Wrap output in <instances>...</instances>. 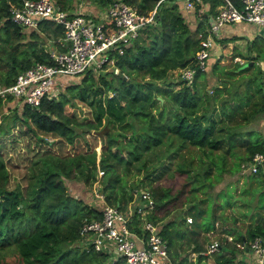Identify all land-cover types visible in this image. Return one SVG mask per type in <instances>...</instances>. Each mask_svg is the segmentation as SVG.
<instances>
[{
    "label": "trees",
    "instance_id": "obj_1",
    "mask_svg": "<svg viewBox=\"0 0 264 264\" xmlns=\"http://www.w3.org/2000/svg\"><path fill=\"white\" fill-rule=\"evenodd\" d=\"M21 1L0 0V87L10 84L18 72L35 61H52L45 47L47 39L57 49L63 48L56 40L63 36L60 24L44 18L32 28L12 20L10 6ZM56 1L66 6L67 0ZM124 1L136 6L139 12L148 13L154 7L156 11L153 20L142 28L141 40L138 36L122 53L110 54L115 56L110 69L98 73L87 71L79 81L64 83L58 96L44 97L38 106L20 101L17 108L10 95H0V109L5 106L7 110L0 118V264H127L123 257L113 258L105 249L81 245L79 230L83 220L100 218L101 210L73 193L68 182L75 179L92 185L97 181L106 201L123 210L128 206L136 210V204L141 202L137 201L140 198L137 194L142 190L135 191L136 185L124 180V172H129L137 162V169H145L147 182L143 185L150 188L154 202L146 213L147 218L157 223L158 231L168 242L170 257L188 264L193 260L191 254L179 256L175 250L193 241L191 250L201 259L208 236L200 240L195 233L199 228L213 229L217 216L213 209L212 220L201 222L207 212L206 204L202 203H207L209 198L203 196L190 201L184 211H178L177 219L172 217L176 202L184 191L188 193L183 186L190 184L186 199L194 198L196 191L207 193L220 180H213V170H227V155H236V170L255 152L264 153V135L247 126L264 117L260 33L248 39L247 54L239 53L245 57L243 61H234L228 68L218 55L209 61L211 66L207 69L216 39L224 43L229 36L231 39L243 36L233 35L225 27L250 22H232L223 27L210 47L207 67L197 68L191 82L181 76L171 80L174 69L194 65L200 42L198 33L205 29L209 16L216 12L221 1L204 0L209 3L206 11L200 10V3L196 4L194 24L182 13L177 0ZM96 2L105 6L110 0ZM210 77H213L211 83ZM76 100L86 103L91 115L82 114ZM104 124L110 129L101 135L98 130ZM36 130L56 139L47 141ZM59 139L78 149L70 152L68 147L65 153L47 149ZM80 139L83 145H78ZM98 139L101 152L96 160ZM8 142L12 145L7 149ZM14 146L19 149L15 151ZM236 146H244V152H238ZM155 150L159 151L155 154L161 161L166 156L169 159L159 171L157 165L149 167L153 156L147 157ZM186 151L190 153L184 156ZM13 152L17 153L16 157L27 159L31 167L41 165L40 172L29 176L24 163L23 171L20 170L22 181L14 177L11 183V167L19 163L13 161ZM176 156L173 171L184 174L186 183L182 181L177 189L174 183L166 186L155 183L168 174ZM261 167L262 164L257 172ZM98 168L103 171L101 175ZM228 170H233V166ZM145 179L140 181L143 183ZM223 192L220 189L216 194L222 196ZM186 214H191V221ZM258 217L245 229L237 228L234 223L221 228L234 233V239L225 237L219 250L211 253L215 255V264H253L249 241L256 235L264 238V215L259 213ZM129 227L142 236L149 234L141 226L138 212L132 214ZM185 237L187 242L183 240Z\"/></svg>",
    "mask_w": 264,
    "mask_h": 264
},
{
    "label": "built area",
    "instance_id": "obj_2",
    "mask_svg": "<svg viewBox=\"0 0 264 264\" xmlns=\"http://www.w3.org/2000/svg\"><path fill=\"white\" fill-rule=\"evenodd\" d=\"M216 12L209 16L207 26L199 31V49L194 58V65L181 67L179 76L191 82L197 68L205 69L214 43L227 23L250 22L263 27L264 0H220ZM203 0H183L186 11H194L196 4ZM98 17L84 14L78 10L70 13L56 0H22L10 6L14 22L37 27L41 19H49L62 26L63 36L57 38L63 47L49 48L52 61L37 60L18 72L14 80L0 87V95H10L14 100L38 106L41 100L59 95L64 83L73 76H82L87 71L98 73L110 69L115 63L113 52L122 53L139 34L141 25L153 20L156 8L148 13L139 12L137 7L124 0H110ZM264 162V153L255 152L250 159L241 162V172H257ZM103 172V171H102ZM142 194V195H141ZM144 203L128 206L125 210L105 199L102 191H95V197L101 210L100 218H85L80 226L79 240L82 246L91 244L95 249H105L113 258L123 257L127 264H182L169 255L168 242L158 231L157 223L147 218L146 213L153 207L151 193H140ZM138 212L141 226L149 231L142 236L129 227L132 214ZM191 221L192 217L187 216ZM226 237L232 239L231 234ZM221 241L211 240L203 254L216 252ZM249 252L253 264H264V238L254 236L249 241ZM198 253L191 252L195 260Z\"/></svg>",
    "mask_w": 264,
    "mask_h": 264
},
{
    "label": "rangeland",
    "instance_id": "obj_3",
    "mask_svg": "<svg viewBox=\"0 0 264 264\" xmlns=\"http://www.w3.org/2000/svg\"><path fill=\"white\" fill-rule=\"evenodd\" d=\"M74 1V0H72ZM78 1H82L84 4H87L89 2V0H78ZM91 2L97 1V0H90ZM146 24V23H145ZM145 24L141 25L139 28V40H141V30L142 28L145 26ZM29 30V29H27ZM237 30L236 32H241L244 33V31ZM264 33V32H263ZM262 33V34H263ZM137 36V37H138ZM245 36V35H244ZM240 40L234 42V39H231V37L229 36V38L226 40V42L223 43V41H219L216 39L217 42L214 43L213 45V53H211V56L208 60L209 61H214L215 58L218 55H221V63H225L227 65L228 68H230L231 66H233V62L234 61H243L245 59L244 56H242V54H239L241 52H243V54H247L248 50V46H247V42L245 41L244 37H237ZM235 38V39H237ZM243 38V39H242ZM136 39V38H135ZM259 46L262 48L261 50H259L260 53V61L259 64L260 66H264V36L261 37L258 40ZM51 46H53L52 44V40L51 39H47L45 41V47L46 48H50ZM255 50L253 49L252 52H254ZM255 53V52H254ZM211 66V62H209L208 64V70L210 69ZM118 69L116 68V71ZM179 70L174 69L172 71V73L170 74L169 79L171 80H177L179 79ZM79 77L81 76H73L72 78H70V81H79ZM213 77H210V83L212 82ZM211 84H208V87ZM173 87L177 88L178 85H174ZM210 89V88H209ZM161 96V94H158V97ZM160 98V97H159ZM161 100L163 99L162 96L160 98ZM76 102L78 103V106L81 107L82 110V114L84 115H91V111L89 106L84 103L83 101L80 100H76ZM13 103H15V105L17 106V108H19V104H20V100H13ZM13 105V104H10ZM78 110V108H77ZM6 109L5 106H3L0 109V118H2L5 113H6ZM263 117V116H262ZM259 118L257 120L251 121L249 122V124L247 126H251V127H255L258 131H260V133H262L264 135V117L263 118ZM104 119V117H103ZM5 125H7V120ZM103 127H107V129L105 131H109L110 127L107 126L106 124L103 125ZM15 131V130H14ZM37 133L40 132L41 135H43L44 137H46L45 140L47 141H54L56 138H54L53 135L51 134H47V133H43L39 130H36ZM8 135H13L12 134H8ZM33 137V136H32ZM86 138L87 135H86ZM19 141H21V138H19ZM246 142H248L246 140ZM20 143V142H19ZM83 141L80 139L78 141V145H83L82 144ZM11 142L6 143V147L11 148ZM45 146H47V144H44ZM42 147L38 148L39 151L44 150L46 147ZM50 148L47 146V149H54L56 151H60L61 153H65L67 152V148L69 147L68 151L70 150V152L73 150H75V148L78 149V146L75 147L74 145H70L69 143H66L65 141H63L62 139H59L58 141L51 143ZM15 151L18 150L19 148L15 147ZM72 148V149H71ZM193 147L191 146V149ZM66 149V150H65ZM95 149L97 152V158L96 160L99 159L100 157V152H101V141L100 139H98V141L95 144ZM234 149H236L238 152H244L245 147L244 146H236ZM30 150V149H29ZM51 151V150H50ZM9 152L12 153L11 150H9ZM158 150H155V152L153 151L152 153L148 154L147 157H152L153 156V163H151L152 158L149 160L150 164L149 167L151 165L156 166L157 165V170L160 169V166L166 163H169V159L168 156L166 157H161L163 158V160L161 161L160 158L158 156H156L155 153H158ZM32 153V152H30ZM29 153V154H30ZM188 153H190V151H186L184 156L187 155ZM16 152H13V161H17L19 163L17 164H13V166L15 168L11 167L12 170V175H11V183L14 182L13 178H17L20 179L22 181V173L20 172V170L24 168V163H25V171H27L29 173H38L40 172V167L42 168L41 165H34V167H31L30 165H28L26 162L27 159L21 158V157H16ZM8 155V154H7ZM236 155H227V162H226V169L224 172L219 171L218 169H214L213 170V180L216 182L218 179H220L219 181L216 182L215 186L213 187V189H209L207 193H203L201 190L200 191H196V196L194 198H189L186 199V195H189V190L188 187H190V184H188L187 186H183L184 189H186V192L188 191V193L186 194L185 191L183 192V194L180 196V198L178 199V201L176 202V207L174 208V211L172 212V214H176L178 211L182 210L184 211L190 201H194V199H198L200 197L203 196H207L208 198V202L207 203H202V205L206 204V213L201 217V222L202 223H207L209 221L212 220V210L214 209V211L216 212V222L214 224V230L211 231L210 233H207V231H205V233H203V238L205 239V236H214L215 238H217L218 240H220L222 243H224L225 241V237L226 234H229V232L226 231H222L221 228L224 227H228L229 225H232L233 223L235 224V226L239 229H245L246 225L252 221H254L255 219H257L258 214H262L264 215V162L262 163V167L260 168L259 172H239L240 171V166H238V169L236 168L235 170V161H237V159L235 158ZM178 159V156H176V158L173 159V163L170 164V169L167 171L168 174H166L163 178H161L159 181L155 182V183H160L164 186H166L169 183H174L176 186V189L181 187V182H185L186 183V179L184 174H179L177 171H173L174 168V161ZM206 159V158H205ZM207 163V162H206ZM138 164V162H137ZM137 164L134 165V167L132 166L131 170L129 172H124V180L127 183H131L133 185H136L135 187H137V189H135V191H139V190H147L150 191V188L146 185H143L146 181L145 179V169H137ZM202 167H205V165L203 163H199ZM233 166V170H228V167ZM159 171V170H158ZM102 174V170L101 168H98V175ZM140 178H144L145 181L142 183L140 181ZM33 179H36V176L33 177ZM139 180V181H138ZM226 182H229V184H225ZM68 184H70L71 186V191L73 193H75L77 196L81 197L82 199H84L87 203H90L92 205H96V206H100L99 202L97 201L96 197H95V191H101L100 190V185L97 183V181H95L94 183H92V185H87L85 184L83 181L81 180H75V179H69ZM225 184V185H224ZM220 189H224V192L222 193V196H218V194H216ZM151 192V191H150ZM140 196V198H137V201H141L139 203H144L146 201V199L141 198V195L138 194ZM192 196V194H191ZM215 196L219 199L216 200ZM216 201H219L220 204L215 205L214 203ZM230 203V204H228ZM187 216H191L187 215ZM259 218V217H258ZM188 219V218H187ZM189 221V220H188ZM204 229L206 230V228L204 227ZM208 238V237H207ZM210 238V237H209ZM207 241V240H206ZM185 242H187L185 240ZM208 243V241H207ZM206 243V244H207ZM190 246V245H189ZM187 248H191V247H187ZM211 255V253L209 254V256ZM214 255V254H213ZM205 256V255H204ZM207 256H205V260ZM215 258V255L214 257ZM215 262V261H214Z\"/></svg>",
    "mask_w": 264,
    "mask_h": 264
},
{
    "label": "crops",
    "instance_id": "obj_4",
    "mask_svg": "<svg viewBox=\"0 0 264 264\" xmlns=\"http://www.w3.org/2000/svg\"><path fill=\"white\" fill-rule=\"evenodd\" d=\"M178 1V3H179V7H180V10L182 11V13L183 14H185V15H187V17H188V19H190L191 20V22H192V24H194V22H195V18H196V15H197V13H195L196 11H186V10H184L183 9V7H182V2H183V0H177ZM208 5H209V3L207 2V1H204L203 0V2L202 3H200V10L201 11H203V10H205L206 11V9L208 8ZM64 8H66L67 10H69V11H75V10H78V11H80V12H82V13H84V14H87V15H92V16H95V17H99L101 14H102V12H103V10H104V6H101L98 2H96V1H94V2H91L90 0H89V2L87 3V4H84L82 1L80 2V1H78V0H74V1H72V0H67V2H66V6L64 7ZM200 10H199V12H200ZM207 26V25H206ZM226 28V31H229V30H231V33L234 35V34H237V35H239V34H242L243 36L242 37H244V39H245V41L247 42L248 41V39H251V38H253L254 36H256L258 33H260L259 35H261L260 37H263L264 36V30H261V27H259L258 25H254V24H251V23H235V25H233V26H231V27H225ZM235 29H238V30H241L242 29V31H244V33H241V32H236L237 30H235ZM223 30V29H222ZM222 32V31H221ZM220 32V33H221ZM230 32V31H229ZM263 33V34H262ZM245 35V36H244ZM243 39V38H242ZM238 40H240L239 38H237V39H234L233 41L234 42H236V41H238ZM54 46V45H53ZM56 48H57V46H56ZM240 172V171H239ZM241 173V172H240ZM221 181V180H220ZM219 181V182H220ZM225 184H229V182H226ZM224 184V185H225ZM172 215V214H171ZM186 215H190V214H186ZM170 216V215H169ZM180 215H179V212L178 213H176L175 215H172V217H174L175 219H177L178 217H179ZM178 223L176 222V225H177ZM198 231H197V233H195V236L197 237V238H200V240H202L203 239V233H205V230H204V228H199V229H197ZM214 230V228L213 229H211V230H208L207 231V233H210L211 231H213ZM229 234H231L232 235V238L234 239V233H229ZM210 237V238H209ZM185 239H186V237L185 238H183V240L185 241ZM213 239H217V238H215L214 236H208V238H207V241H208V243L211 241V240H213ZM229 239V238H228ZM233 239H229V240H233ZM207 241L205 242V246H207ZM193 242V241H192ZM191 242V244H190V246H188L187 245V243H184V245H183V249H179V248H177L175 251L176 252H178V254H179V256H182V255H185V254H187L188 253V257H190V254H191V252H195V251H193V250H191V248L189 249V248H187V247H191V246H193V243ZM178 243V242H177ZM207 243V244H206ZM179 244V243H178ZM206 248V247H205ZM205 248L203 249V251L205 250ZM224 249H222V252H224L223 251ZM205 256H207L206 258V260H205V256H203L201 259H199L198 257L195 259V260H192V261H189L188 262V264H215V262H214V255H210L209 256V254H204ZM192 258V257H191ZM193 259V258H192ZM187 261H188V258L186 259Z\"/></svg>",
    "mask_w": 264,
    "mask_h": 264
},
{
    "label": "water",
    "instance_id": "obj_5",
    "mask_svg": "<svg viewBox=\"0 0 264 264\" xmlns=\"http://www.w3.org/2000/svg\"><path fill=\"white\" fill-rule=\"evenodd\" d=\"M261 30H263V27H261ZM159 97L161 98V96H159ZM106 129H107V127H104L102 129L98 130V133L102 135Z\"/></svg>",
    "mask_w": 264,
    "mask_h": 264
}]
</instances>
